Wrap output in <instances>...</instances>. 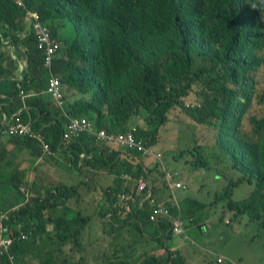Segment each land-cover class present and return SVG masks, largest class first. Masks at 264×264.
<instances>
[{
  "label": "trees",
  "instance_id": "16d2710c",
  "mask_svg": "<svg viewBox=\"0 0 264 264\" xmlns=\"http://www.w3.org/2000/svg\"><path fill=\"white\" fill-rule=\"evenodd\" d=\"M23 2L25 7L14 0H0V222L6 227L5 235L15 238L14 259L5 254L1 264H31L29 258L39 251L44 256L40 264H82L71 262L70 252L59 259L56 251L62 253L71 242L85 249L83 235L92 215L70 214L64 189L40 188L44 195L38 197L35 185L45 184L31 180L16 162L23 147L34 157L41 155L43 141L54 151L72 152L74 163L85 151L86 164L95 168L100 162L114 172L116 185L104 189L108 205L100 215L111 213L109 222L114 224L124 213L125 223L137 224L142 232L153 225L160 234L158 252L146 254L138 264H187L181 251L170 249L164 241L172 235L170 222L150 220L153 206L160 202L158 192H169L161 165L157 162L150 169L142 153L119 149L116 141H99L95 135L84 134L67 142L63 135L74 117H85L97 131L114 134L136 126L137 135L154 146L161 128L169 122V113L179 109L195 125L215 132L216 164L223 167H211L203 144L196 141L181 149L174 160L189 164L190 170L214 171L213 179L224 186L207 203L187 196L176 202L169 192L164 204L170 214L179 213L184 228L201 232L211 208L220 203L221 218L228 214L230 221L247 219L264 229V111L261 116L252 112L254 101L264 106V90L261 92L257 79L264 65V0ZM28 11L40 14L61 45L51 68L45 67L35 32L27 24ZM65 27L72 28L71 35L61 34ZM7 46L14 48L16 57ZM17 61L26 62L21 75L16 74ZM51 76L60 79L62 105L47 92ZM71 88L78 92L77 98L68 96ZM16 115L29 126L31 135H5L13 124L10 118ZM246 118L249 131L244 130ZM37 134L42 139L34 136ZM186 153L191 160H181ZM141 175L148 178V186L140 194ZM244 182L251 190L243 199L233 200V191ZM24 187L31 194L27 202ZM149 191V199L155 203L147 207L144 200L140 205ZM62 206L57 218L46 215L49 208ZM49 223L58 228L60 240L54 248L42 235L49 233ZM21 230L29 234L28 239L17 238ZM49 238L52 240L51 235ZM125 260L109 264L138 262Z\"/></svg>",
  "mask_w": 264,
  "mask_h": 264
},
{
  "label": "crops",
  "instance_id": "0c3cea01",
  "mask_svg": "<svg viewBox=\"0 0 264 264\" xmlns=\"http://www.w3.org/2000/svg\"><path fill=\"white\" fill-rule=\"evenodd\" d=\"M27 24H29L30 26L29 19H27ZM71 32L72 28H61V34L63 35H71ZM6 50H9L10 53H12V56L16 57L14 48H10L7 46ZM17 65L18 69L16 70V74L21 75L22 72L26 69V62L17 61ZM68 90V96H71L72 98H77L79 96L76 90L72 88ZM6 140L8 139L5 137V141ZM9 145L13 146L12 144ZM118 148L121 149V146L119 144ZM85 153V151L81 152L80 157H77V159H75L77 161L74 163V159L72 157L73 153L70 151L66 152V150L63 149L54 151L49 148L48 150L44 149L41 155L34 157L30 154V151L27 149V147H23L16 156V162L22 168H25L27 170V172L29 173L28 177L30 175L29 178L31 180L34 179L35 183H44L45 185H48H35L36 191L39 194L38 197H42L44 195V193H41V191H39L40 188H53L56 190L64 189L66 190L65 195H67V205L71 207L70 204L73 203L74 205L78 204L79 206H83L85 209H92L96 204V201H98L99 204L103 205L107 203L103 194L104 189L114 187L116 185V175L113 171H110V167H107V165H101L100 162H98L97 167L95 168H92L89 163L86 164V159L84 158ZM143 161L147 167L152 169L156 166L158 161L161 162V158L158 159L155 155H144ZM183 167L184 166L181 161H174V159L171 161L164 160L161 163V169L165 172L164 176L167 172H169L174 176L175 180L180 181L182 184V186L180 187L168 185L169 192L171 195L173 194L176 202L184 197L186 198L187 196L191 198V200H199L203 203H207L214 197L213 192L222 187L221 184H223V182H215V179H213L214 176L212 174V171H207L203 174L198 175L191 173V179H188L187 174H190L188 172L186 173V170ZM180 173L182 174L181 177H183L185 181L181 180ZM123 178L124 180H127L126 175ZM128 185L129 184L127 183L125 186ZM246 185L249 186L250 191V185ZM24 189V191H26L25 187ZM234 191L232 199L237 200L241 196L236 197V193ZM137 192L141 194V191ZM169 192L168 190H160L158 192V195L160 196V202L164 203L169 199ZM244 192L245 194L243 198L248 194L246 188L244 189ZM101 193L103 194V196H101ZM128 194H130V192ZM24 195V202H27L31 194L26 191ZM150 196L151 191H149L144 198L142 197L143 199L141 200L140 205H143L144 200H147L149 203L147 207H150V204L152 203L151 200L148 199V197ZM133 200L136 202L135 198ZM61 205L62 204H60L59 206ZM60 209L62 210L63 207H60ZM70 210H72V207ZM75 211L80 210L76 209ZM73 212L74 210L69 213L71 214ZM94 213L95 212H93V214ZM84 215H88V213H85ZM110 215L111 213H109L107 217H104L100 214H96L94 224L91 223L93 220L92 218L90 225L86 231L88 234L89 229L94 228L96 230V238L99 239L98 242L102 243V245L104 246V241L108 246L107 249L115 250V248H121L124 246L127 252H125V250L118 251V260L126 259L125 262H130L132 259H136L143 253L147 254L148 252H153L154 250L160 248V242L158 241L160 234H156V227H154L153 225L143 228L144 231L142 232L137 224L129 222L125 223L123 221L127 218V214L122 213L120 219H118V217L114 224H111L109 222ZM238 222L239 221H230L228 214H225L224 217L221 218V205L219 203V205H215L213 208H211L209 217L205 222V225L207 224V226L204 225L203 231L199 232L195 229V227H185L184 234H172L170 239H164V241L170 249L180 250L187 264H226L227 261L230 262L232 255L224 251H215L214 245H219L218 239L221 234V232H218L217 228H219L220 230L224 229L226 231L228 228L231 229V226L233 224H237ZM226 223L230 224L226 225ZM142 227L144 226L141 225V228ZM97 231L102 232L97 234ZM259 232L264 233V229H259ZM210 245L213 246L214 249H212ZM85 249H91V241H89V245H86ZM121 255H126V257L123 258L121 257ZM236 257L234 258V261L237 260L235 261L236 263L238 262L237 264H244L243 258L241 256H238L237 258ZM218 258H220L222 261L218 262ZM249 258L252 259L253 257L249 256ZM256 259L259 261L258 256L256 257ZM91 261L92 259L90 258V262ZM97 262V259L92 261V263L94 264H97Z\"/></svg>",
  "mask_w": 264,
  "mask_h": 264
},
{
  "label": "rangeland",
  "instance_id": "374dc122",
  "mask_svg": "<svg viewBox=\"0 0 264 264\" xmlns=\"http://www.w3.org/2000/svg\"><path fill=\"white\" fill-rule=\"evenodd\" d=\"M261 19L264 22V13L261 16ZM257 79L259 80V86H260L259 88L261 89L262 92L264 90V65L260 69ZM189 100L193 101V97H190ZM252 108H253L252 109L253 114L255 113L258 116H261L264 111V106L257 104L255 101ZM142 121H143L142 119L139 120L140 123ZM248 125H249L248 120L246 118L244 121L245 131L250 130ZM214 140H215V132L211 128H208L204 125H195L189 118H187L183 113H181L179 109L175 108L173 111L169 113V122L161 128V132L158 135L157 143L153 146V149L156 150V152L161 153V162L158 161V163L161 165L162 161L164 160L167 161L173 160L174 156L177 155L181 149H185L186 146L200 143L203 144L205 148V154L210 159V166L211 167L217 166L218 168H220L223 167V165L216 164V162L218 161V155H217V150L215 149V146L213 144ZM184 159L191 160L192 157L188 153H186L183 154L181 158V160ZM229 163L230 162L228 161L227 164ZM183 166H184L183 168L186 170V173L188 172L190 174V175L187 174L188 179H191V173L195 175L203 174L202 170L193 169V171H191L190 170L191 167L189 164L184 163ZM181 176L182 174L180 173V177ZM181 180H184L183 177H181ZM221 186H224V184H221ZM246 186L247 185L244 182L235 189L234 192L236 193V197L241 196L237 200L243 198L245 194L244 192L245 188L247 192L249 191V186L247 187ZM101 196H103V194ZM67 203L68 201L66 202V204ZM33 205L35 206V203H32V206ZM70 205L72 207V210L75 211L76 209H79L83 214L85 213L93 214V212H95L92 215L93 220L91 222L92 224H94V219L96 214L99 215L107 207L108 204L106 203L103 205V204H99L98 201H96V204L93 206L92 209H88V208L85 209L83 206H79L78 204L74 205L73 203ZM18 206L19 205H16L13 208H18ZM72 210H70V212ZM61 213L62 210L60 209V207L59 209L49 208L48 211H46V215L51 216L53 219L57 218ZM228 224L230 223H226V225ZM205 226H207V224ZM56 230H58V228L56 229L55 226L54 229V226H52L51 223H49L48 226L49 233L47 232L42 233V235L46 240H48V244L52 248H54L60 240V238L57 236ZM217 230L218 232H221V234L218 239L219 245H214L215 251L216 252L224 251L230 253L232 255L231 256L232 258L229 262L230 264L238 263L235 262L237 260L234 261V258L236 256L237 257L241 256L243 258L244 264H264V233H260L259 228H255L251 223H247V219L240 220L237 224H233L231 226V229L228 228L226 231L224 229L220 230L219 228H217ZM101 232L97 231V234ZM49 235L52 236V240L51 238H49ZM83 236H84L83 239L84 245H89V241H91L92 250L91 249L87 250L82 248L79 249L80 246H78L74 242H71L63 247L62 253H60L58 250L56 251V255L58 256L57 258L61 259L64 253L66 254L70 252L72 254L71 262L74 263L81 261L82 264H84L85 260L81 259V256H83L82 254H84L87 260L86 264H93L92 261L96 259L98 261L97 264H109L110 262L118 259V256L115 255V251H119V249L125 250V252L127 251L124 246L121 248H115L114 251L112 249H107L108 246L104 241H103L104 246L102 245V243L98 242L99 239L96 238V230L94 228L89 229L88 234L86 231V235ZM217 237H218V233H217ZM210 247L214 249L213 246L210 245ZM154 252L157 253L158 249L154 250L153 252H148L147 254H151ZM145 255L146 253H143L135 259L138 260L137 264L141 261V259L144 258ZM249 256H252L253 258L250 259ZM257 256L259 258V261L256 259ZM43 258H44L43 254L41 253V251H39V252H34L32 260L31 257L29 258V260L31 264L32 263L40 264ZM90 258L92 259L91 262H90Z\"/></svg>",
  "mask_w": 264,
  "mask_h": 264
},
{
  "label": "built area",
  "instance_id": "2783aa9c",
  "mask_svg": "<svg viewBox=\"0 0 264 264\" xmlns=\"http://www.w3.org/2000/svg\"><path fill=\"white\" fill-rule=\"evenodd\" d=\"M20 7H25L23 0H14ZM27 19L30 21V25L35 32L37 38V48L44 54V65L47 68H51L55 55L60 48V43L57 42L53 36L50 28L43 23L40 14L36 12H27ZM62 85L60 79L56 76H51L47 92L54 98L58 105L63 104L64 94L62 92ZM9 122L13 124L5 131V135H31L28 125L23 124L18 115L10 118ZM138 129L133 126L125 133H108L105 130L97 131L91 121L85 117H74L67 125L66 132L63 137L67 142L77 139L81 135L89 134L95 135L99 141H116L121 147L125 149L136 150L143 155H155L158 159L161 158V154L153 149V146H148L143 137L137 135ZM42 138V135H34ZM43 147L45 150L50 148L49 143L43 141ZM165 179L169 186L180 187L182 186L180 181L174 179V176L167 172ZM148 186V178L145 175H141L138 179V190L143 191ZM150 197H148L149 199ZM150 200V199H149ZM152 204L155 201L151 200ZM1 217V215H0ZM167 219L170 222V228L172 234H184L185 228L183 220L178 213L175 216L170 214L168 206L159 202L153 206V210L150 213V220L158 223L161 220ZM0 258L5 254H9L11 259H14V254L11 253V249L14 246L15 238L11 235H5L6 227L0 222ZM18 239H28L29 234L22 231L17 236ZM218 262L222 260L218 258ZM1 264V263H0Z\"/></svg>",
  "mask_w": 264,
  "mask_h": 264
}]
</instances>
